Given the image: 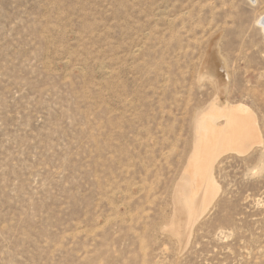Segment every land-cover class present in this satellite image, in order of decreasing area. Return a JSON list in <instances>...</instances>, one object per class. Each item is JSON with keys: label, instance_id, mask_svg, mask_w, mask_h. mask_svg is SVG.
Wrapping results in <instances>:
<instances>
[{"label": "rangeland", "instance_id": "obj_1", "mask_svg": "<svg viewBox=\"0 0 264 264\" xmlns=\"http://www.w3.org/2000/svg\"><path fill=\"white\" fill-rule=\"evenodd\" d=\"M263 16L0 0V264H264Z\"/></svg>", "mask_w": 264, "mask_h": 264}, {"label": "bare ground", "instance_id": "obj_2", "mask_svg": "<svg viewBox=\"0 0 264 264\" xmlns=\"http://www.w3.org/2000/svg\"><path fill=\"white\" fill-rule=\"evenodd\" d=\"M262 18H264V16L262 17ZM260 23H261V25H262V28L264 29V19L262 20V21H260ZM246 120V119H245ZM204 121H207V120H204ZM201 122H203V121H201ZM242 122V121H241ZM204 123V122H203ZM236 124H239L238 122H236ZM245 124V123H244ZM206 126V125H205ZM212 131V130H211ZM237 131H239V132H234L233 133V137H231V136H229L228 135V137H227V139H226V142H227V144H229V143H238V142H240L241 141V138L243 137L242 135H243V133H242V131L240 132V130H237ZM213 132V131H212ZM244 132V131H243ZM246 132V131H245ZM248 132V131H247ZM215 134V133H214ZM221 134V133H220ZM213 135V134H212ZM245 138V137H244ZM211 139V138H210ZM244 140V139H243ZM245 141V140H244ZM225 144V143H224ZM226 144V145H227ZM231 145V144H230ZM246 147V146H245ZM208 152V151H207ZM208 154V153H207ZM188 202V201H187Z\"/></svg>", "mask_w": 264, "mask_h": 264}]
</instances>
